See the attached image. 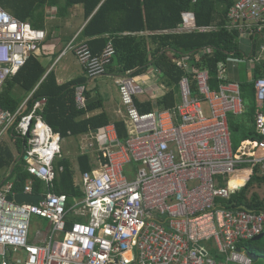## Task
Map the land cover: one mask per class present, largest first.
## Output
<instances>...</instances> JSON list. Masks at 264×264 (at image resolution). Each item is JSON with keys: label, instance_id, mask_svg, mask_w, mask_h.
I'll list each match as a JSON object with an SVG mask.
<instances>
[{"label": "built area", "instance_id": "2783aa9c", "mask_svg": "<svg viewBox=\"0 0 264 264\" xmlns=\"http://www.w3.org/2000/svg\"><path fill=\"white\" fill-rule=\"evenodd\" d=\"M226 29L247 41L244 62L249 68L247 83L254 89L256 138L238 147L232 141L230 117L248 112L243 84L226 75L238 70L239 61L219 63V84L213 89L208 70L194 74L192 70L193 63L213 50L180 55L174 60L185 73L179 84L180 102L172 111L146 114L136 100L148 94L149 79L157 86L160 72L153 67L139 77L127 72L117 84L128 139L119 140L115 124L103 129L98 149L106 153L108 165L82 175L84 199L68 209L66 195L48 192L38 204H18L8 200L17 195L14 182L0 187V264H254L244 245L264 234V211L228 209L218 201L240 191L257 167L264 170V76L255 78L257 67L264 66V0H235ZM216 30L184 24L176 32ZM47 37L45 30L0 6V90ZM69 50L87 79L106 75L116 54L112 41L100 54L88 44L71 43ZM34 93L15 113L0 108V142L12 136L24 144L23 157L32 177L26 195H34L33 179L52 187L63 170L56 169V161L63 158L61 135L44 122L45 100L30 106ZM86 94V85L75 88L79 111L87 109ZM94 146L90 143L85 150ZM244 171L250 172L245 184L231 189V175ZM77 208L75 218L85 223L76 220L68 227L67 218ZM33 217L51 222L35 242Z\"/></svg>", "mask_w": 264, "mask_h": 264}, {"label": "trees", "instance_id": "16d2710c", "mask_svg": "<svg viewBox=\"0 0 264 264\" xmlns=\"http://www.w3.org/2000/svg\"><path fill=\"white\" fill-rule=\"evenodd\" d=\"M235 0H0V6L17 19L28 22L35 29L46 30L47 14L54 11L56 18L64 16L67 10L82 6L85 21H88L78 39L86 41L94 54H100L112 41L115 47V57L108 73L124 76L131 72L132 77L144 75L150 67L160 72L163 83L168 88L164 95L153 97L146 101L136 100L142 114L153 111L174 110L180 102L179 84L184 77V71L177 68L174 60L180 55L193 53L203 48H211L212 55L192 64L193 74L200 70H208L211 86L217 88L219 63L230 60L243 62L247 52L246 44L240 40L237 32L226 29L227 16ZM191 16L196 27H215L216 31L200 33H177ZM51 33L48 34L49 41ZM46 68L38 55H32L26 65L15 77L7 81L0 90V108L15 113L20 102L13 96V90L21 87L27 93H32L30 101L45 100L42 112L44 122L63 140L78 139L94 131H102L110 124L105 114L88 117V112L97 109L96 104L88 103L87 109L79 111L75 102V88L85 85V78L67 83H59L54 71L47 76ZM264 76V66H258L255 78ZM243 84V94L254 96L253 86ZM87 95V94H86ZM255 101V98H254ZM249 110V109H248ZM254 110L246 114L247 121L230 117V130L234 147L244 140L255 139ZM245 114V115H246ZM244 115V116H245ZM246 115V116H247ZM247 119V117H246ZM247 122H250L251 129ZM118 137L121 142L128 139V129L124 122L116 124ZM23 142L12 136L0 142V187L6 181L14 182V192L23 194L27 183L32 179L27 171V162L23 155ZM19 159H21L19 161ZM108 160L105 152L80 154L76 162L68 158L56 161L59 172L53 186L33 179V194L36 196L54 192L66 195L68 209L77 200L85 197L81 177L95 168H105ZM14 171L10 173L12 167ZM245 172V171H244ZM244 172H239L231 178L230 187L240 188ZM9 175V176H8ZM264 184V170L257 167L247 184L231 194L229 200H219L228 209H245L254 212L264 211V199L257 193H251L256 184ZM228 186V184H226ZM251 193V194H250ZM78 218H67L68 227ZM246 253L254 262H264V239L251 241L245 245Z\"/></svg>", "mask_w": 264, "mask_h": 264}, {"label": "rangeland", "instance_id": "374dc122", "mask_svg": "<svg viewBox=\"0 0 264 264\" xmlns=\"http://www.w3.org/2000/svg\"><path fill=\"white\" fill-rule=\"evenodd\" d=\"M52 17H54L53 14L48 19V27L46 29V32H47V35L49 33H51V36L53 39L50 40L51 42L46 41V43L40 48L38 55L40 56L41 60H44L45 55L48 54L51 51V49L54 48V45L57 44V42L60 39L66 38L67 40H65L62 43V45L60 46L61 51H67L66 55L64 57H61V58L59 55V60H57L58 58L56 59V57H54L52 60H53V62H55L53 65V69H55L56 72L58 73V75H60V76H62V72L65 70V68L68 67L69 72L65 73L64 76H66V77H63V78L70 79V78L75 77L76 74L82 73V71L84 70L83 66L80 64V62L76 58L74 52L69 50L70 44L72 42H74V40H76V39H74L71 41V38L74 36V34H76L78 29H80L81 26L85 22L84 10H83L82 6H75L71 9L67 10L66 13L64 14V16H62L61 18L60 17L59 18L58 17L52 18ZM190 21H192V18L189 16L186 24H188ZM47 39H48V37H47ZM76 43H78V41H76ZM56 60H57V62H56ZM238 64H239L238 71L232 72L231 70H229L226 73V75L229 78L238 79L239 82H241V83H247L249 78H250L249 73H248L249 68L244 61L239 62ZM159 78H160V80H159L157 86L154 87V90H156V91L162 90V92L165 93L168 91V88L163 83V78L161 75H159ZM13 96L20 103H24L29 98V93L24 91L21 87H16L13 90ZM244 100H245V105H246L247 109H249L248 111H252L253 107L255 105L254 96H252L251 94L244 95ZM203 109H204L205 113H208V106L207 105H204ZM246 115L239 117L238 120H240V121L249 120L250 116L249 115L246 116ZM246 117H247V119H246ZM247 125H248V128L250 127L249 129H251L252 124L250 122H247ZM7 139H8V137L4 138L5 141ZM82 144L83 143H79L77 140H75L73 138L63 140L61 143L62 156H64L65 158L75 157L77 155L78 151L80 150V147L83 146ZM251 193H257L261 199H264V184L263 183L261 185L256 184L252 188ZM79 211H80V208L75 209L71 213L70 216L76 217V214ZM78 222L85 223V220L78 219ZM50 228H51V222L44 220V219L37 218V217H33L32 223H31V237L34 240V242L38 240L36 238L38 232H42V233L46 234ZM254 264H264V262H263V260H259L257 262H254Z\"/></svg>", "mask_w": 264, "mask_h": 264}, {"label": "crops", "instance_id": "0c3cea01", "mask_svg": "<svg viewBox=\"0 0 264 264\" xmlns=\"http://www.w3.org/2000/svg\"><path fill=\"white\" fill-rule=\"evenodd\" d=\"M52 14L54 15V17H52V18H56L55 12L54 11H49L48 14H47V19H49V17ZM188 18L189 17H187V19H186V23H187ZM87 23H88V21H85L84 24L81 26V28L78 29V31L76 32V34H74V36L71 38V41L74 40V39H76V40H74V42H72V43H74V45H77V44H87L86 41H81V40L78 39V36L80 35V33L82 32V30L84 29V27L87 25ZM192 25H194L193 18H192V21H190L188 24H186V26L187 27H191ZM47 27H48V25H47ZM52 39L53 38L51 36L50 40H52ZM65 40H67V39L66 38L65 39H60L57 42V44L54 45V48L51 49V51L48 54L45 55V59L44 60H41V58H40V60L43 63V65L46 68H48V72H47L46 76L50 72L54 71L55 74H56V76H57V79H58L59 83H67V82H70V81H73V80H76V79H80V78L87 79L86 73H85L84 70L82 71V73L76 74L75 77L70 78V79H66V78H63V77H66V76H64L65 73H68L69 72L68 67H66L65 70L62 72V76L58 75V73L56 72V70L53 69V65H54L55 62H53L52 59L54 57H56V59L58 58L57 60H59V55H60V58L61 57H64V56H62V53L64 51H61V47L60 46L62 45V43ZM76 41H78V43H76ZM242 42H243V44L244 43L247 44V41L246 40H242ZM35 55H38V53H36ZM57 60H56V62H57ZM231 71L232 72H235V71H238V70L231 69ZM120 77L121 76H118L115 73H107L104 76H101V77H98V78H95V79H87L86 80V84L85 85H86V88H87V101H88V103L96 104L97 105V109H95V110H93L91 112H88V114H87L88 117L95 116V115H99V114H105L107 116L108 120L110 121V124L109 125H113V124L116 125L118 122H124L126 124V113H125V109H124V107H123V105L121 103V99H120V95H119V88H118V84H117V81H118V79ZM230 79H232V78H230ZM152 80H153V78L152 79H149L147 81V86H149L150 89H149L148 94L144 95L143 97H140V100L141 101H146L148 99L153 98L154 92H156V95L157 96L158 95L159 96H162V95L165 94L164 92H162V90H158V91L154 90V85H153L154 83H153ZM232 80H238V79H232ZM36 90H37V88L33 92H35ZM32 93H30L29 96ZM24 103H20V107ZM109 125H107V126H109ZM106 127H104V128H106ZM102 137H103V130L100 131V132L98 131V133H96L94 131V132H92L90 134L81 136L78 139L71 137V138L77 140L79 143H83L82 144L83 146L80 147V150L78 151V153H77V155L75 157L68 158V159H70L72 163H75L77 156L80 155V154H87V153H92L93 154L95 152H101L98 149V145H99V142L98 141H102ZM62 141H63V139H62ZM90 143L95 144L94 149L87 150L86 151L85 149H86L87 145L90 144ZM63 158H65V157L63 156ZM98 169H100V168H95V170H98ZM58 174H59V172H58ZM4 182H6V180ZM78 201H80V200H77L76 202H78Z\"/></svg>", "mask_w": 264, "mask_h": 264}, {"label": "water", "instance_id": "95a60500", "mask_svg": "<svg viewBox=\"0 0 264 264\" xmlns=\"http://www.w3.org/2000/svg\"><path fill=\"white\" fill-rule=\"evenodd\" d=\"M95 132L98 133V131H95ZM22 157H23V155H22ZM20 160L21 159H19V161ZM24 160H26V157H24ZM14 168H15V166L12 167V169L10 171V174L14 171ZM41 199H42V197H40V196L26 195V194H18V195L14 196V197H9L8 198L9 201H15L18 204H38ZM262 239H264V234H262L261 236L257 237L254 241H261Z\"/></svg>", "mask_w": 264, "mask_h": 264}, {"label": "bare ground", "instance_id": "6f19581e", "mask_svg": "<svg viewBox=\"0 0 264 264\" xmlns=\"http://www.w3.org/2000/svg\"><path fill=\"white\" fill-rule=\"evenodd\" d=\"M239 172H236L234 174L231 175V178H233L236 174H238ZM250 172L249 171H245L244 175H243V181L245 182L248 178H249Z\"/></svg>", "mask_w": 264, "mask_h": 264}]
</instances>
